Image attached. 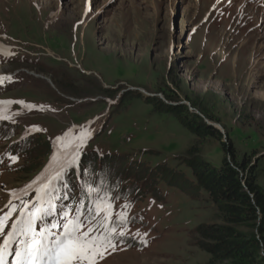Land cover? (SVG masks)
<instances>
[{
    "label": "rangeland",
    "instance_id": "1",
    "mask_svg": "<svg viewBox=\"0 0 264 264\" xmlns=\"http://www.w3.org/2000/svg\"><path fill=\"white\" fill-rule=\"evenodd\" d=\"M0 101L13 102L0 106V210L45 171L56 137L90 130L67 198L56 199L65 211L95 168L89 160L101 178L116 176L121 159L145 166L141 197L112 202L129 220L120 238L138 248H108L96 264H206L194 229L215 209L193 187L184 158L194 150L215 166L221 142L254 164L264 192V0H0ZM176 104L215 128L219 142L181 126L166 111ZM34 156L39 165L23 174ZM139 172L124 165L121 175ZM16 195L34 197L31 189Z\"/></svg>",
    "mask_w": 264,
    "mask_h": 264
},
{
    "label": "trees",
    "instance_id": "2",
    "mask_svg": "<svg viewBox=\"0 0 264 264\" xmlns=\"http://www.w3.org/2000/svg\"><path fill=\"white\" fill-rule=\"evenodd\" d=\"M156 102L153 99V103ZM166 109L177 116L181 126L196 138L208 137L219 142L216 129L201 121L197 115L185 112L181 104L172 107L166 105ZM31 144L39 147V154L45 151L43 143L34 141ZM219 144L223 154L215 166L201 160L194 150L186 152L187 156L184 158L193 187L203 192L215 209L214 219L201 223L194 229L195 247L208 256L206 264H264V192L255 183L254 164L248 158L234 159L229 146L221 142ZM94 160H89L95 168L87 169L83 185L102 183L107 194L115 199H126L131 193L141 197L136 182L144 179L142 171L145 166L121 159L116 176L101 178L98 176L100 168L96 167ZM38 164L36 156L28 158L20 171L23 174L30 173ZM124 165L125 168L133 169L134 173L139 170L140 176H134V173L132 177L122 176ZM156 170L155 173L151 172V176L148 173L144 175L145 181L152 180L158 172ZM78 189L80 192L78 196L75 195L77 200L74 201L72 196L69 205L77 203L86 214L88 199L85 197V190L80 186ZM103 194L102 192L101 195ZM91 195L94 198V192ZM92 223L95 224L96 221ZM115 243L138 247L134 242L118 237Z\"/></svg>",
    "mask_w": 264,
    "mask_h": 264
},
{
    "label": "snow or ice",
    "instance_id": "3",
    "mask_svg": "<svg viewBox=\"0 0 264 264\" xmlns=\"http://www.w3.org/2000/svg\"><path fill=\"white\" fill-rule=\"evenodd\" d=\"M10 103L13 102L0 101V106ZM31 107L33 106H29V109ZM68 136L69 133L65 132L63 136L56 137L59 146L45 171L24 189L12 190L9 194L10 200L5 206L8 211L0 210V264H5L6 252L12 256L11 264H96L97 258L102 259L108 248L112 250L116 248L117 236L113 233H117V228L113 225V216L120 225L117 235L124 236L123 226L129 222L127 213L112 211L115 197L107 194L102 183L81 185L88 199L86 214L80 206L68 212L65 211L67 205L61 207L56 204V199L67 198V193L64 197H57L56 193L58 188L60 190L70 188L69 172L74 173L82 167V148L91 138V132L81 130L70 140ZM57 152L61 158L57 166L52 168V161L56 158ZM30 189L35 195L27 202L23 196L16 195L17 191L27 194ZM93 192L94 198L91 195ZM13 199L24 204V208L19 209V214L9 226L8 220L18 210ZM126 207L127 205L122 206ZM57 216L59 220L56 219ZM49 217L52 218L51 221ZM46 221L48 222L45 223ZM92 221L96 223L93 224ZM37 222L40 224L39 228ZM56 228L60 231H55Z\"/></svg>",
    "mask_w": 264,
    "mask_h": 264
}]
</instances>
